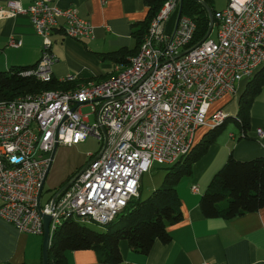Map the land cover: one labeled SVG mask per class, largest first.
Instances as JSON below:
<instances>
[{
    "label": "built area",
    "instance_id": "built-area-1",
    "mask_svg": "<svg viewBox=\"0 0 264 264\" xmlns=\"http://www.w3.org/2000/svg\"><path fill=\"white\" fill-rule=\"evenodd\" d=\"M180 1L164 2L135 56L116 65L109 78L0 100V217L19 232L43 235V213L51 218L50 238L65 220L113 222L138 197L141 176L153 162L175 163L190 151L197 129L227 118L210 107L264 64V0H227L212 11L209 35L196 43L194 20L182 9L177 16ZM5 6L10 15L27 14L42 37L38 61L22 75L51 80L57 60L51 50L54 29L62 28L75 39L92 36L91 22L74 7L60 8L51 0H35L26 7L8 0ZM9 43L18 44L14 39ZM74 79L68 74L63 82ZM83 106L90 111L81 113ZM257 132L264 135L263 129ZM88 136L101 141L100 150L89 155L90 162L53 204L52 197L42 204L56 147L77 145ZM192 190L198 189L194 185Z\"/></svg>",
    "mask_w": 264,
    "mask_h": 264
},
{
    "label": "crops",
    "instance_id": "crops-1",
    "mask_svg": "<svg viewBox=\"0 0 264 264\" xmlns=\"http://www.w3.org/2000/svg\"><path fill=\"white\" fill-rule=\"evenodd\" d=\"M6 1L0 0V71L35 65L41 54L42 37L35 33L27 14L10 15ZM18 1L26 7L35 0ZM51 3L60 8L74 7L77 14L88 19L93 26L92 36L86 39L66 36L62 28L54 29L50 34L51 50L57 57L51 71L57 81L63 82L68 74L75 75L73 86L105 80L115 73L116 65L127 64L131 55L135 54L133 51L128 61L122 62L105 55L121 48L136 49V38L132 32L140 27L146 16L148 6L144 0H51ZM58 23L62 26L63 19L59 18ZM11 39L18 43L17 46L10 45ZM241 82L237 83L233 93L215 100L210 112L222 111L228 101L236 98L244 86V82ZM227 117L206 153L192 165L191 173L176 184L182 219L167 226L170 235L168 242L156 240L144 254L131 248L128 241L123 239L118 243L121 260L116 263L101 261L95 249L65 251L66 263L264 264V206L231 218H208L202 214L199 205L201 195L230 154L238 160L264 155V135L257 132L258 129L264 130V84L252 101L245 131L235 116ZM230 121L236 124L238 130L229 127L224 133ZM201 128L204 130L200 138L207 131V128ZM75 147L58 145L54 150L45 179L51 187H61L85 164L83 159L65 158L66 152ZM194 185L198 189L196 192L192 190ZM41 251L42 235L19 232L0 217V264H41Z\"/></svg>",
    "mask_w": 264,
    "mask_h": 264
},
{
    "label": "trees",
    "instance_id": "trees-1",
    "mask_svg": "<svg viewBox=\"0 0 264 264\" xmlns=\"http://www.w3.org/2000/svg\"><path fill=\"white\" fill-rule=\"evenodd\" d=\"M144 1L148 6L146 16L139 24L140 27L132 32L136 38V49L121 48L105 53L108 58L118 62L128 61L130 54L137 53V47L139 49L151 20L166 0ZM203 1L210 6L211 0ZM182 13L190 16L195 22L196 30L192 43L200 41L209 22L203 5L198 0H182ZM33 66L12 67L8 71H0V100H11L18 94L75 87L72 82H60L53 77L50 81H40L34 76L21 74V71ZM263 84L264 64L254 71L238 94V111L235 118L244 131L248 128V114L252 101ZM226 119L221 124L207 129L198 142H194L187 154L175 163L166 165L168 167L159 187L145 198H141L139 192L138 197L130 201L126 207L127 212L122 215L124 218L122 225L114 230L97 231L86 227L84 223L65 220L52 233L48 249V264H67L65 251L85 249L97 250L101 261L116 263L121 260L118 250L120 240H127L131 248L144 254L150 250L156 240L168 242L170 235L167 226L182 219L176 184L182 177L191 173L192 165L206 153L209 145L223 128ZM199 205L202 214L208 218L218 216L231 218L263 207L264 155L248 160H238L230 154L201 195Z\"/></svg>",
    "mask_w": 264,
    "mask_h": 264
},
{
    "label": "rangeland",
    "instance_id": "rangeland-1",
    "mask_svg": "<svg viewBox=\"0 0 264 264\" xmlns=\"http://www.w3.org/2000/svg\"><path fill=\"white\" fill-rule=\"evenodd\" d=\"M226 3H227V0H213L212 5L210 4L211 7L209 5L208 6L212 10H216V9L218 10V9L223 8L226 5ZM172 23H173V17H171V19L168 21L167 30H169L171 28ZM135 54L133 56H135ZM248 80H249V78H244L241 80L242 81L241 83L244 82V84H246V82ZM242 89L239 90V93L242 91ZM238 94H237L236 98H233L232 101H228L226 103V105L222 108V111L226 115L235 116V114L237 113V111H238V105H237ZM21 95H23V94H20V95L18 94V95H16V97L21 96ZM222 105H223V103H222ZM89 111H90V108L88 106H83L81 108V113H83V114L88 113ZM93 121H94V118H93V116H91L90 117V123H92ZM229 127L232 130H238V127L236 126V124L233 121H230V122H228V126L225 128V130L223 132L226 133L228 131ZM203 130L204 129L201 128L195 132L194 140L200 138V134L202 133ZM100 148H101V141H99L94 136H88L84 142H81L78 145H76V147L73 150L66 152L65 158L66 159H70V158L83 159L84 163H86L92 158L89 156V154H93V156H94L100 150ZM167 167L168 166H166L164 164L153 162L151 169L148 172H145L142 174L141 179H140V189H139L141 198H145L156 187H159L162 184V179L164 177V174H165ZM58 188L51 187L48 184V181H46L43 185L41 203L44 204L45 202H47V200L55 194V192L57 191ZM127 210L128 209L126 208L124 213H120L115 218V220L109 224L98 225L97 223L90 221V222H85L84 225L90 229H94L97 231L98 230L102 231V230H107V229L114 230L115 228H117L118 226L123 224L124 218L122 215L125 214L127 212Z\"/></svg>",
    "mask_w": 264,
    "mask_h": 264
},
{
    "label": "water",
    "instance_id": "water-1",
    "mask_svg": "<svg viewBox=\"0 0 264 264\" xmlns=\"http://www.w3.org/2000/svg\"><path fill=\"white\" fill-rule=\"evenodd\" d=\"M198 1L203 5L204 9L206 10V12L208 14V20H209L207 30H206L204 36L199 41V42H202L203 40L206 39V37L209 35V33L212 29L213 17H212V10L209 8V6L203 0H198ZM181 9H182V0L180 1V7L178 10L177 16L180 15ZM181 54H183V52L179 53L177 56H179ZM52 157H53V154H52ZM89 162L90 161H88L86 164H84L69 181H67L61 187H59L57 189L55 194L52 196V204L55 201L57 195L69 186L70 182L79 175V173L87 166V164ZM49 168H50V166L48 167V169L46 171V177H47V174L49 172ZM42 217H43L44 232L42 235L41 264H48V249H49V244H50L49 223H50L51 218H50V215L44 214V213L42 214Z\"/></svg>",
    "mask_w": 264,
    "mask_h": 264
}]
</instances>
